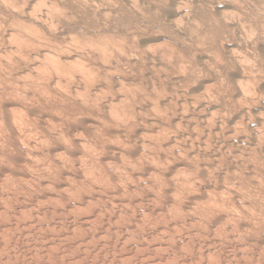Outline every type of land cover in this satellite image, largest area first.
Instances as JSON below:
<instances>
[{
    "label": "bare ground",
    "instance_id": "bare-ground-1",
    "mask_svg": "<svg viewBox=\"0 0 264 264\" xmlns=\"http://www.w3.org/2000/svg\"><path fill=\"white\" fill-rule=\"evenodd\" d=\"M0 34L15 45L0 55V168L13 175L5 184L15 188L11 196H16L17 205L29 199L38 204L49 196L75 207L104 192L127 198L149 193L157 199L169 193V202L176 204L170 214L177 216L170 222L175 221L177 229L180 222L199 226L198 232L186 227L184 234L197 242V247L189 243L200 251L195 254L207 259L198 264H264V0H0ZM58 117L59 124L54 121ZM147 133L152 134L150 145L137 140ZM110 155L123 156L122 169L105 163ZM2 187L0 198L10 197ZM189 201L197 205L194 214L193 209L185 212ZM38 205L34 219L43 223L52 218L50 210L44 213L47 209ZM129 206L128 211L133 208ZM152 207L137 213L156 210L157 215L161 207ZM96 209L88 212L96 216L101 211ZM79 211L82 215L83 209ZM4 215L11 220V212ZM93 218L79 222L82 232L97 225ZM61 223L55 228L64 229ZM51 227L42 224L39 229ZM166 230L155 243L167 248L184 239L175 236L179 229L175 235ZM128 237L127 243L133 240ZM85 243H78L83 255L89 250ZM181 245L175 246L184 255L175 249L177 255L174 250L175 255L163 254L162 259L193 264L196 259L185 255V242Z\"/></svg>",
    "mask_w": 264,
    "mask_h": 264
},
{
    "label": "rangeland",
    "instance_id": "rangeland-1",
    "mask_svg": "<svg viewBox=\"0 0 264 264\" xmlns=\"http://www.w3.org/2000/svg\"><path fill=\"white\" fill-rule=\"evenodd\" d=\"M2 37V35L0 34V55L1 56H5V52H6V50L7 49H10L11 48V46H13L14 44L13 43H10L6 38H1ZM5 40H7V41H5ZM10 44H12V45H10ZM15 46V45H14ZM9 47V48H8ZM3 48V49H2ZM3 50V51H2ZM4 54V55H3ZM200 57V56H199ZM26 76V75H25ZM223 103V102H222ZM13 109V108H12ZM15 110L17 109V110H19L18 109V107H16V108H14ZM56 118V117H55ZM54 118V121L55 122H58V124H59V117L57 118V119H55ZM53 119V118H52ZM4 133V132H3ZM149 136H151L152 134H150V133H147ZM147 134H145V135H147ZM2 135V134H1ZM144 135V137H139V139H137L138 141H140V140H144L145 142H147V144H152L153 143V140L151 139L152 138V136L150 137V139H148L149 137H148V135H147V137ZM155 135V134H154ZM116 138V136L114 135L112 138ZM146 137V138H145ZM140 138H142V139H140ZM143 138H145V139H143ZM122 139V138H121ZM125 139H123V141H124ZM148 140L149 141H151V142H148ZM149 144V145H150ZM59 155H58V154ZM56 153V155H58V156H63L64 154H65V151L63 150V152H61L60 153V151L59 152H57ZM61 154V155H60ZM63 154V155H62ZM1 156L0 157H2V154H0ZM153 155H154V153H153ZM79 156V155H78ZM82 156V155H81ZM81 156H79V157H81ZM111 156L112 155H110L106 160H105V163H107V161H108V164L107 165H111V164H118L116 167H115V165H112V166H114L115 168H121V167H123L122 166V161H120V159L122 160V157L121 156H116V155H113L112 156V158H113V160H111L112 158H111ZM152 156V155H151ZM78 157V158H79ZM117 157V158H116ZM137 157V159H138V155L137 156H135V158ZM82 158V157H81ZM81 158H79V160L81 159ZM134 157L132 158V159H134V160H137V159H135ZM76 159H77V157H76ZM1 160V159H0ZM78 160V159H77ZM118 160V161H117ZM114 162V163H113ZM118 162H120V163H118ZM111 163V164H110ZM120 165V166H119ZM122 169V168H121ZM120 171H122V170H120ZM123 172V171H122ZM6 173V174H5ZM173 173H177L178 174V170L176 171H173ZM0 186L2 187V188H4V191H3V189H2V191H3V193H5V194H9L10 195V197L9 196H6L4 199H1L0 198V202H4V203H0V206H2V208H0V214L3 216H1L0 215V219L2 220V218H3V223L4 224H2L1 222L2 221H0V227H1V225H3L2 227L4 228V230L3 229H0V264H91L92 262V264H151L152 262H158V264H163V262L166 260L167 261V263H168V261L169 260H167V259H162L163 258V256H165V255H167V256H169V254L171 253V255H177V253H178V255H179V253H180V255H184L183 254V252H182V254H181V252H179V250L180 251H182L181 249H179L178 247L182 244L183 245V243L185 242V245L186 246H188V245H190L189 243H191V245L192 244H194V243H196V247H197V242L193 239H190L189 237H185V235L184 234H186V230H187V228H189V226H187L186 224H184L183 222H180V224H179V221H181V220H179L178 221V224H179V226H178V229H179V231H178V229L176 228V224L175 223H173V222H175V221H173V222H170V219L171 218H173L174 216V220H175V218H177V216L176 215H174V216H172L171 214H172V212H175L176 211V206H175V209H174V205H176V204H174L173 202H169V193L167 194V196H165V199H164V197H162V198H160V199H162V200H160V199H157L155 196V198H156V200H158V202L156 203L155 201H154V197L153 196H149V193L148 194H145V195H138V197L139 198H135L134 196L135 195H133V197L135 198V199H137V201L133 198V197H121L120 195H107L105 192L101 195V196H96L94 199H91V200H95V201H91V200H89V201H87V203H84V204H80V205H77V204H75V207H74V205L73 206H71V207H68V204L67 203H63V202H60V203H57V202H55V199L53 200V197H45L44 199L42 198V200L38 203V204H41L40 206L38 205V204H33L34 202H30V201H32V199H29V201H27L26 202V205H22L21 204V207H20V204L19 205H17L18 204V202H17V199L15 198L16 196H14V199L12 198L13 196H11L12 194H15V188L12 186V185H6L5 183L7 182L6 180L8 179V177L9 178H12V176L13 175H11V172H9V170H2L1 168H0ZM6 175V176H5ZM8 175V176H7ZM176 175V174H175ZM7 177L6 179H5V177ZM11 176V177H10ZM172 176H174L173 174H172ZM177 176V175H176ZM21 177V176H20ZM19 178V177H18ZM17 178V179H18ZM22 178V177H21ZM125 179V178H124ZM19 180H21L20 178H19ZM2 181V182H1ZM4 181V182H3ZM118 182V181H117ZM125 182H128V181H125ZM128 183H130V181L128 182ZM4 184H5V187H7V188H5L4 187ZM118 184L120 185L121 183L120 182H118ZM122 185V184H121ZM153 185V184H152ZM10 186V187H9ZM1 187H0V191H1ZM150 187H152L151 185H150ZM11 190H10V189ZM8 190V192L6 193V191ZM10 190V191H9ZM13 190V191H12ZM12 191V192H11ZM14 192V193H13ZM103 196V197H102ZM110 196V197H109ZM112 196H115V198L113 197L112 198ZM119 196V197H118ZM142 196V197H141ZM171 196H174V194L172 193L171 194ZM8 197H9V201H8ZM100 197H102V199L100 198ZM105 197V198H104ZM136 197H137V195H136ZM147 197H148V199H150V197H153V200H152V198L150 199V200H152V201H150V200H148L147 199ZM6 198H7V201L5 202V200H6ZM11 198V199H10ZM52 198V199H51ZM54 198H56V200L58 199L57 197H54ZM106 200L105 202H104V199ZM113 200H112V199ZM125 198L126 199H128V200H125ZM132 199V201H130L131 199ZM117 199H119V200H117ZM121 199V200H120ZM123 199V200H122ZM144 199V200H143ZM168 199V200H167ZM3 200V201H2ZM14 200V201H13ZM44 200V201H43ZM46 200V201H45ZM99 200V201H98ZM108 200V201H107ZM110 200V201H109ZM116 200V201H115ZM135 200V201H134ZM140 200H142L141 201V203H142V205H141V203L139 202ZM166 201V203H165V201ZM13 203H15V201H16V203L15 204H12V202ZM43 201V202H42ZM49 201V202H48ZM100 201H101V203H100ZM112 201H114V202H112ZM118 201H121V202H118ZM123 201V202H122ZM145 201H149L150 203H152L153 201H154V203L153 204H157V207L159 206V208L161 207V205L162 206H166V208H165V206L164 207H161L159 210H157V215L155 214L156 213V210H149V211H147V212H144V216H142V215H139V213H137L138 211H143V209H146L148 206H150V207H152V206H155V205H150V203L148 204L147 202H146V204L144 203ZM205 201V200H204ZM8 202V203H7ZM30 202V203H29ZM46 202H48L46 205L47 206H45V203ZM97 204H96V203ZM100 204H99V203ZM108 202V203H107ZM115 202H118V203H116L117 205H115L114 203ZM125 202V203H124ZM128 204H127V203ZM131 202V203H130ZM136 202V203H135ZM139 202V203H138ZM195 203H197V201H194ZM32 203V206H33V208H32V206L31 205H29V204H31ZM51 203H52V205H54V206H52L51 205ZM89 203V204H88ZM90 203L91 204H93V205H91V207H89L90 206ZM96 205H95V204ZM103 203V204H102ZM111 203V204H110ZM121 203V204H120ZM165 203V204H164ZM11 204H12V206H11ZM42 204H43V206H42ZM51 206H49V205ZM58 204V205H57ZM64 204V205H63ZM86 204V205H85ZM98 204H99V206H98ZM105 204L106 205H108V206H106V208L108 207L109 208V210H111V211H109L108 210V208H107V210L109 211L108 213H107V210H105ZM110 204V205H109ZM132 204V205H131ZM188 204L189 205H187V207L189 208L190 206V210L188 209V208H186V214L188 213H190L191 214V212L194 214L195 213V209L197 208L196 206V204H194L193 203V201H189L188 202ZM15 205H17V207L15 206ZM38 205V207L41 209L42 207L44 208V209H47V210H42L44 213H46L48 210H50V213H52V214H50L49 216L50 217H52V218H47V219H45V221L43 222V223H41V221H39L38 219H34V217H33V213L35 212H37V206ZM67 205V206H66ZM76 205L80 208V209H83V214L81 215V211H79L80 209L79 208H77V209H74V208H76ZM101 205V206H100ZM111 205H113V206H111ZM115 205V206H114ZM123 205V206H122ZM124 205L127 207V205L129 206V205H131V207L129 206V208H134L135 209V207L138 209V210H135V212L132 210V209H130L129 211L131 212H129L127 209H128V207L126 208H123L124 207ZM134 205V206H133ZM137 205V206H136ZM193 205H195V207L196 208H194V206ZM13 206L15 207V208H13ZM23 206V207H22ZM24 206H26L25 208H24ZM28 206V207H27ZM57 206V207H56ZM59 206H62V207H59ZM88 208H86V207ZM109 206H111L112 208L110 209V207ZM118 206V207H117ZM143 206H144V208H143ZM193 206V207H192ZM4 207H6V208H4ZM8 207V208H7ZM19 207V208H18ZM29 207H31V208H29ZM36 207V208H35ZM46 207V208H45ZM52 207H54V208H52ZM67 207V208H66ZM74 207V208H73ZM85 208V211L86 212H88L89 210H91L92 211V209H93V207L94 208H97L96 210L97 211H100L98 214H100V215H102L103 217L101 218V216L100 215H93L92 213H91V211L90 212H88V215L86 214V212H85V217H90V218H92V217H94L93 219V223L92 224H94V223H97V225L95 226V224L94 225H92V226H90V227H88V228H86L85 230H86V232L88 233H85V232H82V230H84V229H82L80 226H82V225H80L79 226V222H81L85 217H84V208ZM100 207L102 208V209H100ZM114 207H117V208H114ZM142 207V208H141ZM173 207V208H172ZM12 208V209H11ZM42 208V209H43ZM59 209V213L58 212H55L54 211V209L55 210H58ZM62 210H61V209ZM70 208V209H69ZM72 208V209H71ZM89 208H91V209H89ZM120 208H122V210H120ZM153 208V207H152ZM170 208V209H169ZM7 209V210H6ZM10 209V210H9ZM21 209V210H20ZM37 209V210H36ZM63 209H65V211L63 210ZM68 209V210H67ZM87 209V210H86ZM114 209V210H113ZM116 209V210H115ZM140 209V210H139ZM162 209H163V211H164V213H163V211H162ZM164 209H168V210H166V212H165V210ZM171 209H173L172 211H170ZM193 209V210H192ZM13 210V211H12ZM30 210V211H29ZM70 210H71V212L73 213H71L70 212ZM127 210V212H125ZM189 210V211H188ZM192 210V211H191ZM3 211V212H2ZM19 211V212H18ZM33 211V212H32ZM63 211V212H62ZM74 211V212H73ZM106 211V212H105ZM116 211V212H115ZM134 213H136V214H134ZM191 211V212H190ZM194 211V212H193ZM9 213V212H11V214L12 215H10L11 216V220L9 221V220H4L5 218H4V214H6V213ZM20 212H21V214H20ZM62 212V213H61ZM69 212V213H68ZM111 212V213H110ZM113 212H115V213H113ZM119 213V216H121L122 218H125V219H122L121 217H119V216H117L118 215V213ZM125 212V213H124ZM154 212V213H153ZM184 212V213H185ZM13 213H15L14 215H13ZM25 213V214H24ZM32 215H31V214ZM43 213V214H44ZM53 213H56L55 215L56 216H53L54 214ZM74 213H79V214H77L79 217H77V215L76 214H74ZM102 213H104V214H106V215H104V214H102ZM125 214V215H123V214ZM128 213H130V215L131 214H133L134 215V217H132V216H129V214ZM147 213V214H146ZM149 213V214H148ZM158 213H160V214H158ZM163 213V214H162ZM166 213H168V215H171V216H168ZM171 213V214H170ZM23 214V215H22ZM58 214V215H57ZM75 216L74 217V219H73V216ZM92 216H91V215ZM111 214H113V215H111ZM117 214V215H116ZM166 214V218H168L167 219V221H169L170 222V224H169V222L167 223V221H165L164 222V220H166V218L165 217H163L164 215ZM174 214V213H173ZM16 215V216H15ZM28 215V216H27ZM60 215V216H59ZM87 215V216H86ZM116 215V216H115ZM135 215L137 216V218L135 217ZM139 215V216H138ZM145 215H147L149 218H147V216H146V218H145ZM158 215L159 216H162V217H159L158 218ZM23 216V217H22ZM59 216V217H58ZM65 216V217H64ZM82 218H81V217ZM98 216V217H97ZM104 216H105V219H104ZM110 216H112L111 218H109ZM128 218H127V217ZM142 216V217H141ZM17 219H16V218ZM30 217V218H29ZM70 217V218H69ZM72 217V218H71ZM97 217V218H96ZM106 217H108V218H106ZM129 217H132V218H129ZM144 217V222L142 221L143 218ZM170 217V218H169ZM76 218H78V219H76ZM101 220H100V219ZM114 218H116L117 220H121L120 222H118L116 219H114ZM139 218V219H138ZM161 218H162V220H161ZM34 220V221H32V220ZM54 219V220H53ZM73 221H72V220ZM95 219H97V220H99V221H95ZM103 219V220H102ZM107 219V220H106ZM109 219H111L110 220V226L108 225V220ZM142 219V220H141ZM154 219H156V220H154ZM157 219H159V220H157ZM21 220V221H20ZM76 220H78V222L76 221ZM117 221V222H114V221ZM123 220V221H122ZM127 220H129V222H130V224H129V222L127 221ZM131 220V221H130ZM135 220V221H134ZM137 220H141V221H137ZM146 220L147 221H151V224H150V221H149V224H147L148 222H146ZM153 220V221H152ZM10 222V224H9V222ZM17 221H20V222H17ZM56 221V222H55ZM61 221H63L62 223H61ZM75 221V222H74ZM92 221V220H91ZM95 221V222H94ZM104 221V222H103ZM126 221V222H125ZM155 221V222H154ZM157 221H159L160 223H161V226L159 225V227H158V222ZM162 221V222H161ZM112 222H114V224L112 223ZM123 222V223H122ZM134 222V223H133ZM135 222H137L138 224H136ZM146 222V223H145ZM154 222V223H153ZM164 222V223H163ZM201 222V221H200ZM12 223H13V225H12ZM17 223V224H16ZM18 223H19V225H21V224H26L27 225V227H29L28 229H27V227H26V229H24V228H22V226H20V228L22 229V230H20V228L17 226L18 225ZM35 223V224H34ZM39 223H41V224H39ZM49 223V224H48ZM56 223H61L62 224V226H64V229L63 228H55V224ZM101 223H103V224H101ZM107 223V224H106ZM116 223H118V225L116 224ZM122 223V224H121ZM143 224V226H142V224ZM162 223H163V225H162ZM181 223H183L184 225L183 226H181V227H183L182 229H180L179 227H180V225H182ZM224 223H225V221H224ZM16 224V225H15ZM29 224V225H28ZM43 224V226L44 227H48V225H52V230H49V229H45V230H40L39 229V227H40V225H42ZM45 224V225H44ZM73 224V225H72ZM102 226H101V225ZM121 224V225H120ZM123 224H125V225H123ZM127 224V225H126ZM133 224V225H132ZM134 224H136L138 227H135L136 225H134ZM147 224V225H146ZM153 224V225H152ZM196 224V222H193L192 223V228L190 227L189 229L192 231V232H198L199 231V226L198 225H195ZM71 225V226H70ZM109 227H107V226ZM112 225V226H111ZM114 225V226H113ZM146 225V226H145ZM148 225H149V227H151V228H149L148 227ZM174 225V226H173ZM4 226H6V227H4ZM35 226V227H34ZM79 227L78 229H80V230H78L77 229V227ZM93 226H95V227H93ZM106 226V227H105ZM124 226V227H123ZM132 226V227H131ZM153 226V227H152ZM154 226L156 227L157 226V228H154ZM163 226V227H162ZM166 228H165V227ZM194 226V227H193ZM195 226H198V227H195ZM20 230H18L17 228ZM75 227H76V229H75ZM105 227V228H104ZM112 227V228H111ZM140 227V228H139ZM146 227V228H145ZM187 227V228H186ZM68 228V229H67ZM89 228H91V230L89 231ZM93 228V229H92ZM96 228V229H95ZM118 228H119V230H118ZM132 228V229H131ZM134 228V229H133ZM135 228H137L138 230H136ZM143 228V229H142ZM148 228H149V230H148ZM153 228V229H152ZM163 229L164 228V230H168V232L171 234V233H173L174 234V232H175V234L177 233V231L178 232H180V234L179 233H177L175 236L177 237L178 235L179 236H183V238L185 239H181V240H179V239H175L176 241H177V243L175 244V245H178V243H179V246H175V245H173V243L172 244H170L167 248H166V245H165V243H163V242H158L160 239H161V234L162 233H164V230L161 232V234H160V232L158 231V230H160V229ZM169 228V229H168ZM171 228V229H170ZM173 228V229H172ZM174 228H176V229H174ZM194 228V229H193ZM197 229V231H196V229ZM39 229V230H38ZM70 229H72V230H70ZM97 229H100V230H97ZM102 229V230H101ZM109 229H111V230H109ZM122 229V230H121ZM8 230V231H7ZM31 230H33V231H31ZM88 230V231H87ZM93 230H94V232H93ZM113 230H115V231H117V232H115V231H113ZM142 231L141 232V234H140V231ZM153 230V231H152ZM155 230V231H154ZM156 230L158 231V232H156ZM166 230V231H167ZM174 230H177V231H174ZM181 230L184 232H181ZM2 231H4V232H2ZM54 231V232H53ZM79 231V232H78ZM96 231H98V232H96ZM106 231V232H105ZM111 233V235L112 234H115V235H113L112 237H111V235H108L109 233ZM112 231V232H111ZM122 231V232H121ZM129 231V232H128ZM132 231H133V233L134 234H136V237L134 236V234H131L132 233ZM144 231V232H143ZM161 231V230H160ZM165 231V232H166ZM8 232V233H7ZM28 232V233H27ZM59 232V233H58ZM76 232V233H75ZM81 232V233H80ZM96 232V233H95ZM114 232V233H113ZM126 232V233H125ZM138 232H139V236H137L138 235ZM153 232V234H151V233ZM166 233L165 235H167V234H169V233ZM71 233V234H70ZM84 233V234H83ZM90 233L92 234L91 236H90ZM93 233H95V234H93ZM103 233V234H102ZM117 233H118V235H117ZM129 233V234H128ZM144 233V234H143ZM157 233V234H156ZM158 233H159V235H158ZM14 234V235H13ZM61 234V235H60ZM77 234V235H76ZM97 234V235H96ZM146 234H149L148 236L146 235ZM172 234V235H173ZM3 235H4V237H3ZM18 235V236H17ZM24 235V236H23ZM33 235V236H32ZM54 235V236H53ZM69 235V236H68ZM72 235V236H71ZM76 235V236H75ZM83 235H85V236H83ZM105 235H106V238H105ZM124 235V236H123ZM128 235L130 236V238L131 237H133V238H131V239H133L132 241H134L135 239V242L133 243L132 241L131 242H129V243H127L128 242V240L130 241V239H129V237H128ZM154 235H158V236H154ZM36 236H38V237H36ZM68 238H67V237ZM74 236V237H73ZM87 236V237H86ZM118 238H117V237ZM122 236V237H121ZM128 237V238H126V237ZM151 236L153 237V238H151ZM167 236H169V235H167ZM179 236H178V238H179ZM65 237V238H64ZM92 237L94 238L95 237V239H92ZM109 237H111V238H109ZM121 237V238H120ZM140 237V238H139ZM143 237L145 238V239H143ZM156 237H159V238H157L158 239V241L155 243L154 241H156L157 239H156ZM8 238V239H7ZM47 238V239H46ZM81 238H83V239H81ZM85 238V239H84ZM104 238V239H103ZM109 238V239H108ZM116 238V239H115ZM28 239V240H27ZM44 239V240H43ZM51 239V240H50ZM70 239V240H69ZM91 239V240H90ZM125 241H123V240ZM125 239H127V240H125ZM139 241H141L142 243V245L140 244V242H139V244L137 243V241L138 240ZM146 239H150V240H147V242L145 241ZM155 239V240H154ZM189 239V240H188ZM13 240V241H12ZM16 240V241H15ZM26 240V241H25ZM35 240H36V242H35ZM50 240V241H49ZM63 240V241H62ZM72 240V241H71ZM82 240H86L87 241V243H85V245L84 246H89V247H86V248H88L89 250L88 251H86L85 253H84V255H86V254H88V256L87 257H85L84 255H83V253H81V252H78V246H79V242L80 241H82ZM93 240V241H92ZM144 240V241H143ZM153 240V241H152ZM178 240H179V242H178ZM192 242H191V241ZM43 241V242H42ZM62 241V242H61ZM64 241H67V242H64ZM76 241V242H75ZM90 241H92V242H90ZM117 241V242H116ZM153 243H152V242ZM162 241V240H161ZM193 241H194V243H193ZM13 242V243H12ZM55 242H57V243H55ZM98 242H99V244H98ZM122 242H124V244H125V246H124V244H122ZM143 242H145V243H143ZM151 242V243H150ZM35 243V244H34ZM75 243V244H74ZM95 243V244H94ZM127 243V244H126ZM133 243V244H132ZM10 244V245H9ZM54 246H53V245ZM59 244V247H57V245ZM78 244V245H77ZM112 244V245H111ZM129 244V245H128ZM150 245L148 248L147 247H145L146 245ZM153 244V245H152ZM53 246L54 247V249H53V247L49 250L48 248H50V247H48V246ZM76 246V248H75V246ZM94 245H96V246H94ZM104 245V246H103ZM106 245V246H105ZM121 245V246H120ZM132 245L134 246L133 248H131L132 247ZM138 245V246H137ZM141 247H140V246ZM181 245V246H182ZM185 245H184V247H182V249L183 250H185V249H187L186 251H188V252H190V253H188V252H186V251H184V253H185V255H187V257H188V255H189V257L188 258H191L190 260H194V259H196V260H192L193 262V264L194 263H196V264H198V262H200L201 260H203V259H205V257L203 258V259H200V257L199 256H197L196 254H198V253H200V251L198 252L197 250H192L193 249V246H189V247H185ZM9 246V247H8ZM29 246V247H28ZM40 246V247H39ZM64 246V247H63ZM71 246L73 247V248H71ZM123 246V247H122ZM155 246H157V247H155ZM158 246L160 247L159 249L160 250H162L163 251V253H162V251H160V250H157L158 251V253L155 251V253H150V252H154V250H153V247L154 248H158ZM163 246V247H162ZM164 246H165V249H164ZM173 246V247H172ZM176 248H175V247ZM4 247V248H3ZM91 247V248H90ZM97 247V248H96ZM102 247V248H101ZM115 247V248H114ZM117 247V248H116ZM124 247H126L125 249H127V251L124 249ZM136 247V248H135ZM138 247H140V248H143L144 249V247H145V251H142V250H140V248H138ZM170 247V248H169ZM171 247H172V252H171ZM10 248V249H9ZM42 250H41V249ZM71 248V249H70ZM75 248V249H74ZM107 248V249H106ZM120 248V249H119ZM123 248V249H122ZM150 248H152V249H150ZM179 250H178V249ZM181 248V247H180ZM185 248V249H184ZM192 248V249H191ZM3 251H2V250ZM27 249V250H26ZM77 249V250H76ZM112 249H114V250H112ZM119 249V250H118ZM139 249V250H138ZM148 249V250H147ZM166 249H168V250H166ZM177 250V253H176V250ZM189 249V250H188ZM67 250V251H66ZM71 250H76L75 252L74 251H71ZM101 250V251H100ZM121 250V251H120ZM130 250H131V252H130ZM136 250H138V251H136V254H135V251ZM175 250V251H174ZM31 251V252H30ZM39 251V252H38ZM55 251V252H54ZM68 251H70V252H68ZM98 251H100V252H98ZM105 253H104V252ZM108 251V252H107ZM125 251V252H124ZM148 251V252H147ZM164 251L166 252V251H168V253L166 252V253H164ZM173 251H174V253H173ZM193 251V252H192ZM197 251V252H196ZM37 252V253H36ZM67 252V253H66ZM102 252V253H101ZM106 252L108 253V254H106ZM145 252H147V253H145ZM160 252H161V255H160ZM9 253V254H8ZM40 253H41V255H40ZM58 253V254H57ZM66 253V254H65ZM69 253V254H68ZM74 253H75V255H74ZM113 253V254H112ZM138 253V254H137ZM141 253V254H140ZM150 253V254H149ZM173 253V254H172ZM188 253V254H187ZM194 253V255H192V254ZM196 253V254H195ZM14 254V255H13ZM38 254V255H37ZM53 254V255H52ZM65 254V255H64ZM81 254V255H80ZM98 254V255H97ZM122 254H124V255H122ZM163 254H165V255H163ZM191 254V255H190ZM33 255V256H32ZM67 255V256H66ZM83 255V257H85V258H83V257H81ZM93 255V256H92ZM105 255H107V256H105ZM113 255V256H112ZM116 255V256H115ZM127 255V256H126ZM131 255V256H130ZM154 255H156V256H154ZM195 255L197 256V257H199V258H196L195 257ZM9 256H11V257H9ZM18 256V257H17ZM23 256V257H22ZM27 256V257H26ZM43 256V257H42ZM52 256V257H51ZM58 258H57V257ZM60 256H61V258H60ZM62 256H64L63 258H62ZM100 256V257H99ZM121 256H123V258L124 259H126L127 261H123V260H119V258L121 257ZM125 256V257H124ZM152 256V257H151ZM154 256V257H153ZM160 256V257H159ZM162 256V257H161ZM193 256H194V258H193ZM2 257V258H1ZM65 257H66V259H65ZM73 257V258H72ZM96 259H95V258ZM130 257V258H129ZM147 257V258H146ZM150 257V258H149ZM156 257V258H155ZM56 258V259H55ZM81 258H83V259H81ZM87 258V259H86ZM114 258V259H113ZM131 260V261H129V259ZM147 259V260H145V259ZM155 258V259H154ZM4 259V260H3ZM17 259V260H16ZM52 259V260H51ZM63 259V260H62ZM93 259V260H92ZM106 259V260H105ZM112 259H113V261H112ZM118 259V260H117ZM197 259H199L198 261H197ZM58 260V261H57ZM80 260V261H79ZM84 260H86V261H84ZM90 260V261H89ZM157 260H159V261H157ZM162 260H164V261H162ZM178 260V259H177ZM189 260V261H190ZM207 259H205V261L204 262H207L206 261ZM8 261V262H7ZM27 261H29V262H27ZM34 261V262H33ZM37 261V262H36ZM62 261H63V263H62ZM98 261V262H97ZM116 261V262H115ZM119 261V262H118ZM122 261V262H121ZM148 261V262H147ZM161 261V262H160ZM171 261V262H170ZM169 262H170V264H179L178 263V261H176L175 262V260H170ZM195 261H197V262H195ZM5 262V263H4ZM108 262V263H107ZM114 262V263H113ZM173 262V263H172ZM167 263H165L164 262V264H167ZM182 263V262H181ZM180 263V264H181ZM169 264V263H168ZM189 264H191V262L189 263Z\"/></svg>",
    "mask_w": 264,
    "mask_h": 264
}]
</instances>
